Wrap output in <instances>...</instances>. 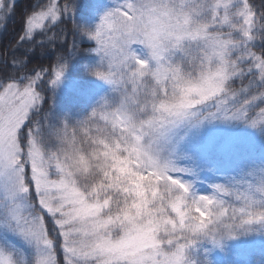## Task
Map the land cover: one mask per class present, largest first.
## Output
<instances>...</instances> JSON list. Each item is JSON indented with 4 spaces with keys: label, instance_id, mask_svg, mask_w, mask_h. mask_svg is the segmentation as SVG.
I'll use <instances>...</instances> for the list:
<instances>
[{
    "label": "snow or ice",
    "instance_id": "1",
    "mask_svg": "<svg viewBox=\"0 0 264 264\" xmlns=\"http://www.w3.org/2000/svg\"><path fill=\"white\" fill-rule=\"evenodd\" d=\"M74 5L34 0L0 49V264H197L199 241L264 234V166L206 183L182 150L205 124L264 127V0H115L92 30ZM81 51L111 96L56 115Z\"/></svg>",
    "mask_w": 264,
    "mask_h": 264
},
{
    "label": "rangeland",
    "instance_id": "2",
    "mask_svg": "<svg viewBox=\"0 0 264 264\" xmlns=\"http://www.w3.org/2000/svg\"><path fill=\"white\" fill-rule=\"evenodd\" d=\"M44 2L46 0H41V3ZM59 2L62 4L63 0ZM81 5L86 21L90 26L93 25L90 29L92 30L101 16L115 6V0H87ZM133 47L137 48L135 45ZM98 59L95 55V67L98 65ZM70 62L67 63L63 78L54 90L56 100L68 107L80 103L92 109L101 97L111 96L110 86L90 72L87 77L89 80L82 79L83 75L77 67L80 77L74 76L75 66ZM182 150L192 157L190 163L199 167L200 178L206 183L216 181L222 176L239 175L251 167L264 166V127L254 129L239 122L205 124L188 134ZM206 183L197 184V189L201 192L207 191ZM234 242L235 239H229L221 242V247H213L207 240H202L199 245L205 255L216 256L218 264H229L242 255L246 257L244 261L250 264L252 256L264 254V234H255V239L244 243ZM260 258L256 262H259Z\"/></svg>",
    "mask_w": 264,
    "mask_h": 264
},
{
    "label": "trees",
    "instance_id": "3",
    "mask_svg": "<svg viewBox=\"0 0 264 264\" xmlns=\"http://www.w3.org/2000/svg\"><path fill=\"white\" fill-rule=\"evenodd\" d=\"M86 1L87 0H78L77 2H75L74 11H73V18L78 25H82L83 27L90 30L91 26H93V25L90 26L88 24V22L86 21L84 9H83V6L81 5V3H85ZM254 2L258 4L259 0H254ZM33 3H34V0H18V1H16L15 15L10 16L8 18L6 30L3 31L2 33H0V49L7 47L10 42H13L15 40V38L19 34L21 26H22L21 25V16L26 10L30 9V7ZM56 32H57V35H59V28L56 29ZM71 39H72V37H71V35H69V40H71ZM79 45H80L81 49H88V48L94 47V45L90 41H88L82 37L79 39ZM58 50L64 51L65 49H63V46H61V48H59ZM37 52H38L37 56L33 58V64H39V65H44L45 67H48L54 62V59H55L54 55L47 54V55L42 57L39 55V49L37 50ZM93 55L95 57V54L92 52L81 51L75 57L68 60V62L71 61L70 63H72L75 66L74 72H76L77 75L75 73H73L74 76H76V77L79 76V72L77 69V67H79L80 73L83 75L81 78L82 79L86 78V80H89L87 78L88 75H90L89 72L91 73L96 68L94 65ZM52 105H53L54 114L63 115L65 113H67L73 118H83L91 110L89 108V106L84 107L80 103H79V105L68 107V106L64 105V103L56 100L55 97H54V101H52ZM234 239H235L234 243H244V242L255 239V234L239 235L237 238H234ZM201 250L202 249L199 245V242L196 244L194 251L190 250V255L192 256L193 259L196 260L197 264H199L200 260L204 259L205 256L207 257L210 264H218V262H217L218 258L216 256L205 255ZM244 258H246L245 255H242L241 257L232 260L229 264H248L244 261ZM259 258H260V261L256 262V260ZM251 259L252 260H251L250 264H254V263L255 264H264V254L263 255H257L256 254V255L252 256Z\"/></svg>",
    "mask_w": 264,
    "mask_h": 264
},
{
    "label": "clouds",
    "instance_id": "4",
    "mask_svg": "<svg viewBox=\"0 0 264 264\" xmlns=\"http://www.w3.org/2000/svg\"><path fill=\"white\" fill-rule=\"evenodd\" d=\"M237 237H238V236L227 237V238L222 239L221 242H223V241H227V240H229V239H234V238H237Z\"/></svg>",
    "mask_w": 264,
    "mask_h": 264
}]
</instances>
